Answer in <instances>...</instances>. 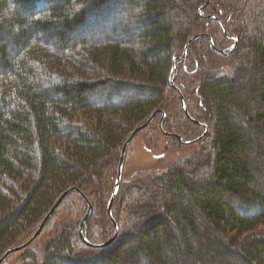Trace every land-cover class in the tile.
Returning a JSON list of instances; mask_svg holds the SVG:
<instances>
[{
    "label": "trees",
    "instance_id": "obj_1",
    "mask_svg": "<svg viewBox=\"0 0 264 264\" xmlns=\"http://www.w3.org/2000/svg\"><path fill=\"white\" fill-rule=\"evenodd\" d=\"M205 2L0 0V257L29 241L75 187L93 206L84 235L113 238L107 207L134 129L161 110L168 133H205L180 103L167 123L177 88L209 127L190 157L165 173L122 174L110 246H86L79 221L45 241L33 264H264V189L246 161L250 138L264 158V0H213L215 10L199 14ZM203 34L229 55L204 36L183 59ZM254 79L256 93H245ZM163 142L156 134L149 145L168 152ZM68 201L84 218L88 205L75 192L56 213Z\"/></svg>",
    "mask_w": 264,
    "mask_h": 264
},
{
    "label": "rangeland",
    "instance_id": "obj_2",
    "mask_svg": "<svg viewBox=\"0 0 264 264\" xmlns=\"http://www.w3.org/2000/svg\"><path fill=\"white\" fill-rule=\"evenodd\" d=\"M135 1L137 2L138 0H135ZM212 1H211V3H212ZM211 6H212L213 11H214L215 8L217 7V4L212 3ZM206 9H208V7L204 8L202 10V12L199 14H202L203 11H206ZM209 11L210 10H208L207 12H209ZM204 17H205V19H207V18H210L211 15L204 16ZM215 21L218 22L219 19H217ZM8 44H9L8 47L12 46L13 41H11ZM210 46H211V44H210ZM214 47H215V45H214ZM215 49H217V48L215 47ZM217 50H219V49H217ZM219 51H222V50H219ZM177 71H178V69H177ZM177 71L175 73V77H176ZM175 77L173 76V79H174L173 83H175ZM258 82L259 81L257 79H254V81H253L254 84H251L249 86L250 88H244L243 89L245 91V93H247L248 90H249L248 93H252V92L256 93L255 90L259 87ZM2 87H3L2 86V80H0V96L2 94ZM250 90L251 91L253 90V91L250 92ZM166 101H168V105H167L168 106V108H167L168 112L166 113V116L168 117L167 123H170L173 118H175V119L179 118V115L181 113L180 107L182 109V105H181V101H180V97L178 95V92L175 94V96L171 95V97ZM179 103H180V107H179ZM183 114H184V112H183ZM164 117H165L164 112L160 110L159 114L156 117V120L154 121L155 123L154 124L152 123L153 125L151 124L152 126L149 129V131L141 132L140 134H138L136 136V138L134 139V141L132 142V144L130 145L129 149L126 152V158H125V163H124V169L125 170L123 169V171H124L123 175L126 178H128V179L133 178L141 170H146V171L150 172L151 174L165 173L171 166L175 165L180 160L189 158L192 150H195L197 148L196 144L200 140H198L197 142L192 143L190 145H184L183 147H178L177 145L170 144V142L167 140L164 141V137H163L164 134L161 132L163 134L162 135L159 131L160 128H158V125L160 124L161 121H162V125H163V122L165 121ZM158 122H159V124H158ZM204 125H207V123L206 124L200 123V124L195 125L193 127L194 128H196V127L200 128V126L204 127ZM158 132L160 134H158ZM165 132H167V131H165ZM156 134L158 135L160 142L164 141L163 143L166 144V147L168 148V152L165 151V147L162 144H160V146H158V148H156V149H155V147H153V148L150 147L149 142L151 141V138H153ZM184 134L187 135V134H189V132L184 133ZM189 135H195V133L193 132L192 134H189ZM196 135H197V133H196ZM201 136L197 135V136H194L193 138H189L188 140H183V139L182 140L184 142L192 141V140L197 139ZM165 137H167V136H165ZM167 138L170 139L172 137H167ZM180 143H182V142L180 141ZM248 143H249V151H248L249 156L247 154V156H246L247 160L246 161L249 162V164L251 166H254L256 174L260 173L261 178L260 177H258V178H260L262 180L259 181L258 184L260 186L259 187L260 190L263 191V189H264V178H262V177H264V158L259 157L260 153H259L258 149L254 150L253 152L250 150L251 146L256 148L254 140H252L250 138L248 140ZM263 149H264V145L260 148V152H261V150L264 151ZM165 153H166V155H164ZM75 197H78V196H75ZM232 202H235V200L232 199ZM82 218H83V216L80 212V208L76 205H70L69 201H68L64 205V208L60 209L58 213H55L53 215V217L51 218V220L49 221V223L45 227L41 236L32 245H30L27 249H25L21 252H18V253L11 255L10 257L7 258V260L3 264H33V260H32L33 256L36 258V261H38L39 263L42 262L44 260V257H45L44 242L48 241L50 239L56 238L60 234V232L62 231L63 228H66L68 226L74 227V225L77 224V222L82 221L81 220ZM261 231H264V229L262 228ZM202 245L200 244L199 246H202ZM204 246H206V244ZM29 255H30V257H28ZM183 262H185V261L183 260ZM179 264H182V260L180 261Z\"/></svg>",
    "mask_w": 264,
    "mask_h": 264
},
{
    "label": "water",
    "instance_id": "obj_3",
    "mask_svg": "<svg viewBox=\"0 0 264 264\" xmlns=\"http://www.w3.org/2000/svg\"><path fill=\"white\" fill-rule=\"evenodd\" d=\"M211 1L212 0H207V2L205 3V5L199 10V13H201L204 8L208 7L210 5ZM210 18L211 19H214V20H217L215 17H210ZM218 22H220V21H218ZM222 27H223V25H222ZM224 33H225V35H227L225 28H224ZM204 36L207 37V38H209L211 47L215 49L214 43H213V40L211 39V37H209L207 35H198V36H195L192 39H190L187 42V44L185 45L183 59L186 58L187 52H188V49L190 48V46L196 40H198L199 38L204 37ZM236 45H237V40H235V47H236ZM215 51L219 55H229L228 53H225L224 51H219L217 49H215ZM174 71L175 72L177 71V66H174ZM173 81H174V79H173ZM175 89L178 92V95H179L180 101H181V105H182V109H183L184 114L187 117V119L189 121H191L192 123H194V124H197V125L200 124V122L195 121L191 117V115H190V113L188 111V108H187V103H186L185 97L183 96V94L181 93V91L179 89H177V88H175ZM158 114H159V111L154 112L147 121H145L142 125H139L138 127H136L134 129V131L129 135L128 139L126 140V142L124 143V145L122 147L120 161H119V167H118V172H117V178H116L115 185H114V188H113V191H112V195L110 197V200H109V203H108V207H107L108 215H109V217H110V219L112 221V224L115 227V235H114L113 238H111L109 241H107L105 243L94 244V243H91L87 239V237H85V235H84V228H85L86 224L88 223L89 219L92 216L93 206H92L90 200L87 198V196H85L78 188L75 187V188L69 189L68 191H66L65 193H63L57 199V201L54 203V205L52 206V208L50 209V211L47 213V215L42 220V222L39 225L36 233L32 236V238L29 241H27L26 243H24L22 245H19V246H16V247H13V248L7 250L0 257V264H3L7 260V258L10 257L11 255H13L15 253H18V252H21V251L27 249L30 245H32L41 236V234L43 233L45 227L47 226V224L49 223V221L51 220V218L53 217V215L56 213V211L59 209V207H60L61 203L63 202V200L70 193H72V192L78 193L85 200V202L88 205V211L85 214V216H84V218H83V220H82V222L80 224V228H79V234H80V237H81V240L83 241V243L86 246H88L90 248H94V249H102V248H105V247L110 246L115 241V239H116V237H117V235L119 233V228H118L117 222L115 221V219L113 217V207H114V203L116 201V198L118 196V193H119V190H120V186H121V180H122V174H123V168H124V161H125L126 152L129 149V147L132 144V142L134 141V139L136 138V136L139 133H141L142 131H144L145 129H147L155 121V119H156V117H157ZM204 127H205L206 130H205V133L201 137H199L197 139H194L192 141H186V142H184L179 135L165 132L164 129H163L162 121L159 124L160 131L165 136L172 137V138H176L179 141H181L184 145H190L192 143L197 142L198 140H201L203 137H205L207 135L208 131H209V127L207 125H204Z\"/></svg>",
    "mask_w": 264,
    "mask_h": 264
}]
</instances>
